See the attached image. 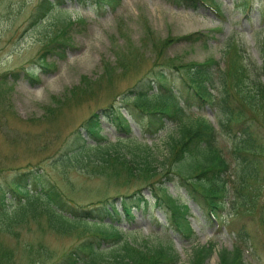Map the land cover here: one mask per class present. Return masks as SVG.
I'll list each match as a JSON object with an SVG mask.
<instances>
[{
  "label": "trees",
  "instance_id": "obj_1",
  "mask_svg": "<svg viewBox=\"0 0 264 264\" xmlns=\"http://www.w3.org/2000/svg\"><path fill=\"white\" fill-rule=\"evenodd\" d=\"M92 1L113 8L120 0ZM165 1L193 10L205 8L221 20L226 18L217 0ZM64 3L65 0L38 1L30 25ZM255 3L256 0H232L233 7L243 15L251 13ZM258 7L264 13V0ZM230 37L231 34L223 51L226 62L221 65L214 58L176 62L164 55L177 42L205 43L209 39L207 33L168 36L157 42L150 36L156 54L153 66L122 100L130 115L145 117L144 131L150 136H156L167 122L175 126L166 137L164 156L146 142L101 143L100 113L120 130L129 132L128 120L113 104L84 120L79 132L59 152L57 162L63 165L76 162L85 171L91 164L95 175L116 180L121 177L124 185L135 184L137 188L131 193L119 194V206L114 197L76 202L43 170L19 169L0 182V236L15 237L16 227L29 219L39 220L37 224L44 223L58 235L77 236L76 242L59 256L47 247L32 248L26 244L24 250L30 264H177L179 254L170 243L152 244L147 238L138 243L136 230L123 231L118 224L121 216L129 219L133 210L156 205L165 209L174 232L188 241L195 239L188 207L165 187L166 180H175L201 207L209 222L218 221L222 212L231 223L238 218L256 220L264 246V18L254 36L260 64L246 61L243 48ZM64 45L57 37L50 39L41 59L63 51ZM110 67L106 65V70ZM89 84L85 81L84 89ZM206 105L214 109L216 127L205 116L190 110ZM82 131L92 144L82 137ZM220 135L227 139V147L219 145ZM143 189L149 191L150 198ZM230 232L235 238L232 249L217 250L214 242L193 246L190 264H204L214 252L220 264H251L244 256L243 246L252 242V236L244 228ZM250 254L257 260L256 252L251 250ZM14 256L10 248L0 243V264H15Z\"/></svg>",
  "mask_w": 264,
  "mask_h": 264
},
{
  "label": "rangeland",
  "instance_id": "obj_2",
  "mask_svg": "<svg viewBox=\"0 0 264 264\" xmlns=\"http://www.w3.org/2000/svg\"><path fill=\"white\" fill-rule=\"evenodd\" d=\"M38 1L0 0V182L16 170L38 168L76 202L114 197L119 206V194L131 193L137 188L135 184L124 185L121 177L116 180L95 175L91 164L81 171L79 163L63 165L57 160L59 152L79 132L81 123L110 104L120 108L128 120L129 132L120 130L100 113L101 143L146 142L156 153L165 155L166 137L175 126L167 122L156 136H150L144 131L145 117L130 115L122 100L153 66L156 54L150 36L157 42L168 36L207 33L209 39L205 43L177 42L164 55L176 62L214 58L223 65L224 46L231 34V41L243 48L245 60L260 64L254 42L264 18L258 7L260 0H256L248 15L236 10L232 0H217L226 16L222 20L205 8L193 10L165 0H120L113 8L95 5L92 0H65L63 6L54 7L38 23L30 25ZM55 37L64 41V50L41 59L44 46ZM106 65L111 67L106 70ZM85 81L90 84L84 89ZM190 110L216 126L212 107ZM82 137L93 143L84 131ZM218 142L228 146L221 135ZM165 187L188 207L195 239L188 241L174 232L165 209L156 205L133 210L129 219L121 216V230H136L138 243L143 238L152 244L170 243L180 257L177 264H190L193 246L215 242L217 250H230L235 244L231 229L244 228L253 238L243 246L245 258L252 264H264L262 233L256 220L238 218L231 223L222 212L218 221L209 222L201 207L175 180H166ZM143 194L150 198L147 189H143ZM36 222L40 221L29 219L21 223L15 229V237L0 236V243L15 254V264H30L24 250L26 244L32 248L47 247L59 256L77 240L75 234L61 236ZM251 250L256 252L258 261L249 256ZM204 264H220L217 253Z\"/></svg>",
  "mask_w": 264,
  "mask_h": 264
}]
</instances>
